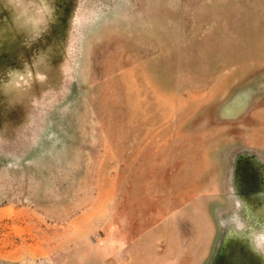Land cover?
Returning a JSON list of instances; mask_svg holds the SVG:
<instances>
[{"label":"rangeland","instance_id":"374dc122","mask_svg":"<svg viewBox=\"0 0 264 264\" xmlns=\"http://www.w3.org/2000/svg\"><path fill=\"white\" fill-rule=\"evenodd\" d=\"M14 7L0 264H208L230 174L264 161V0H54L36 39L42 0Z\"/></svg>","mask_w":264,"mask_h":264},{"label":"water","instance_id":"95a60500","mask_svg":"<svg viewBox=\"0 0 264 264\" xmlns=\"http://www.w3.org/2000/svg\"><path fill=\"white\" fill-rule=\"evenodd\" d=\"M5 13L9 25L10 18L7 12ZM15 36L17 37V35ZM7 39L8 37H5L0 40V46L2 47L0 50L2 51L0 52V69H3V66L7 63L11 64V62L17 61L16 59L21 60L20 56L15 57V53L20 55L21 52L26 60H29L28 56L32 54L29 44L19 43L17 38L18 46L15 47V44L7 42ZM3 117L4 112L1 110L0 119ZM241 153L248 156L251 155L247 151H242ZM252 160L255 161L252 164L244 165L245 171H241L240 175H235L233 172V179L236 177L233 184H235L239 197L243 198L254 208L261 209L264 208V161L259 160L254 155ZM254 242L260 247V244L264 243V237L254 234ZM208 264H264V254L262 253L261 255L254 251L250 242L246 239L227 238L226 232L222 230L217 249Z\"/></svg>","mask_w":264,"mask_h":264},{"label":"clouds","instance_id":"9594fccd","mask_svg":"<svg viewBox=\"0 0 264 264\" xmlns=\"http://www.w3.org/2000/svg\"><path fill=\"white\" fill-rule=\"evenodd\" d=\"M3 2L10 5L18 13L14 7V0H3ZM42 3L45 9L43 23L35 29L31 25L23 26L26 29L30 27L32 39L38 38L50 24L55 22L54 0H42ZM228 201L229 204L226 208H221L216 212L217 226L226 232L229 239L248 240L253 250L262 255L260 247L254 242V234L264 237V208L256 209L238 196L232 183L231 174Z\"/></svg>","mask_w":264,"mask_h":264},{"label":"crops","instance_id":"0c3cea01","mask_svg":"<svg viewBox=\"0 0 264 264\" xmlns=\"http://www.w3.org/2000/svg\"><path fill=\"white\" fill-rule=\"evenodd\" d=\"M134 148V144H132L131 145V149H133ZM133 152V151H132ZM139 153V152H138ZM137 156H138V154H137ZM136 155L134 156V154H132V158H131V160H132V165H134L135 164V161H136V157H137ZM90 209V206H87L82 212H86V211H88ZM108 210H106V212H107ZM120 211H119V209H118V207H117V213H119ZM122 219H124V218H122Z\"/></svg>","mask_w":264,"mask_h":264}]
</instances>
